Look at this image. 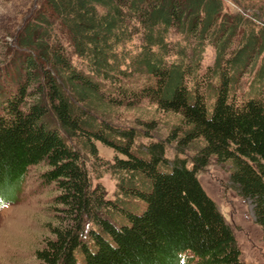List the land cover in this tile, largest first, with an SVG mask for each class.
Listing matches in <instances>:
<instances>
[{"label":"trees","instance_id":"obj_1","mask_svg":"<svg viewBox=\"0 0 264 264\" xmlns=\"http://www.w3.org/2000/svg\"><path fill=\"white\" fill-rule=\"evenodd\" d=\"M258 1L245 13L233 0L243 10L228 13L223 0H35L0 64V198L12 200L29 168L52 187L40 264H187L185 253L189 263L246 264L197 174L210 159L227 166L264 234ZM207 47L214 59L202 71ZM141 101L179 119L167 141L195 150L190 167L166 157L150 121L112 123L114 110ZM87 159L116 180L114 197L92 183Z\"/></svg>","mask_w":264,"mask_h":264},{"label":"rangeland","instance_id":"obj_2","mask_svg":"<svg viewBox=\"0 0 264 264\" xmlns=\"http://www.w3.org/2000/svg\"><path fill=\"white\" fill-rule=\"evenodd\" d=\"M223 1L224 10L228 13L243 10L233 0ZM34 2L35 0H0V64L8 57L9 34L17 29L33 8ZM258 2V0H243L242 5L249 6L245 13L254 12L255 9L252 10L250 7ZM202 56L201 68L204 71L213 63L212 48L207 47ZM242 89L244 93L248 91V86L244 84ZM111 121L120 127L139 130H145L141 124L150 121L153 126L152 138L165 143L166 157L170 161L177 157L185 160L188 167L192 165L191 161L195 155L192 147L180 152L176 148L178 144L167 141L171 129L179 125L176 116L161 113L154 105L141 101L131 108L121 107L114 110ZM139 140L143 145L149 141L148 138ZM97 150L98 156L104 163L113 161L115 154L112 150L100 144H97ZM86 167L91 172L92 183L100 184L104 188L106 198L114 197L117 189L116 180L112 175L102 169L95 173L89 159L86 160ZM228 174L227 166L210 159L208 165L198 171L197 179L231 227L240 251V259L246 264H264V234L255 223L253 205L249 200L238 195L229 181ZM53 194L52 187L43 184L39 170L29 168L15 190L12 200L8 199L11 204L6 209L0 207V264H40L34 253L43 246L45 238L49 236L47 224L52 217L50 206ZM181 260L187 264H196L197 261L194 259L189 263L188 260H191L189 253L183 254Z\"/></svg>","mask_w":264,"mask_h":264},{"label":"snow or ice","instance_id":"obj_3","mask_svg":"<svg viewBox=\"0 0 264 264\" xmlns=\"http://www.w3.org/2000/svg\"><path fill=\"white\" fill-rule=\"evenodd\" d=\"M0 206H3L2 202H0Z\"/></svg>","mask_w":264,"mask_h":264}]
</instances>
